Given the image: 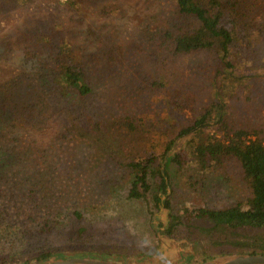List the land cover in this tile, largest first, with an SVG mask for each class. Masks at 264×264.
Masks as SVG:
<instances>
[{
    "label": "rangeland",
    "instance_id": "1",
    "mask_svg": "<svg viewBox=\"0 0 264 264\" xmlns=\"http://www.w3.org/2000/svg\"><path fill=\"white\" fill-rule=\"evenodd\" d=\"M174 1L92 0L79 9H70L64 5L65 0H0V84L14 94L27 84L39 89L35 63H48V57L39 49L37 40L49 27L61 26L68 31L67 41L75 47L77 58L103 48L106 38L124 53L121 66L97 80L88 100L99 116L96 118L106 125L104 135L86 137L82 131L83 138L69 144L60 142L57 112L43 132L22 135L23 142L38 140L49 147L48 157L54 158L51 168L43 169L42 174L51 181L49 185L69 193L70 213L77 210L81 214V219H72L60 235L47 239L51 249L59 248L68 255H128L139 259L191 251L195 263L213 255L238 253L228 245L214 244L206 232L209 223L185 212L222 210L250 199L240 164L233 158L219 161L205 172L191 164L177 173L168 159L162 164L161 169L166 165L172 178L168 195L162 198L170 199L173 210L181 217L172 237H165L162 231L168 210L155 209L150 196L126 200L132 179L125 166L128 161L147 153L151 141L175 140L169 157L184 145V139L177 135L185 121L151 83L165 81L171 90L191 98L198 111L211 99L216 68L212 57L205 53L175 56L161 39L173 14ZM245 1L250 10L248 19L260 21L264 0ZM251 62H246L242 70L248 81L234 83L231 90L227 115L235 128L264 124V51H260L259 60ZM137 119L145 123L144 136L131 134L123 127L126 120ZM63 165L71 171L68 177L62 172ZM24 175L20 171L7 173L4 181L20 184L28 179ZM3 192L11 193L13 189L7 185ZM237 232L234 236L257 233L250 229ZM2 250L0 264L31 257L12 256Z\"/></svg>",
    "mask_w": 264,
    "mask_h": 264
},
{
    "label": "trees",
    "instance_id": "2",
    "mask_svg": "<svg viewBox=\"0 0 264 264\" xmlns=\"http://www.w3.org/2000/svg\"><path fill=\"white\" fill-rule=\"evenodd\" d=\"M91 1L65 0L64 5L79 9ZM245 2L174 1L173 14L161 39L175 56L205 53L212 57L216 68L213 71L211 99L198 111L191 98L171 90L165 81H153L152 87L164 93L172 110L181 116V121H185L177 135V138L184 139V145L169 157L175 140L151 141L147 153L125 165L132 175L126 200L139 201L150 196L155 209L168 210V220L162 231L165 237H172L181 224V217L173 210L170 199L162 198L168 195L172 182L166 165L161 169L166 159L177 173L191 164L205 172L218 165L219 161L228 158L238 161L243 181L251 194L247 202L222 210L185 211L196 219L208 222L206 232L211 234L212 242L235 248L238 252L233 254L235 256L264 255V124L249 129L235 128L227 115L234 83L246 79L242 72L244 64L259 60L260 51H264V16L260 21L249 20L250 10ZM67 38L68 31L64 27L52 26L37 40L39 49L48 57V63L41 60L35 63L38 66L36 78L39 89L27 84L22 90L16 89L15 95L10 88L0 84V183L4 182L0 184V249L12 256H31L22 261L11 260L7 264L72 258L140 264L144 258L91 253L68 255L59 248L51 249L52 246L47 245V239L60 235L71 225L72 219L79 221L81 214L77 210L70 213L69 193L49 185L51 181L42 174L43 169L51 168L54 158L51 155L48 157L49 147L38 140L23 142L22 135L43 132L54 112L61 121L57 135L60 142L68 141L69 144L71 140L83 138L82 131L86 137L104 135L106 125L98 119L88 100L97 80L121 66L124 56L122 49L110 45L111 40L106 38L103 48L77 58L73 52L75 47L69 44ZM261 88L264 89V86ZM123 127L131 134L145 135L142 119L135 122L126 120ZM62 170L65 177L71 173L64 165ZM18 171L25 173L24 177L28 179L20 184L8 183L7 179L4 181L7 173ZM7 185L13 192H3ZM245 229L257 233L234 236L238 230ZM79 230L82 232L83 228ZM225 256L229 254L205 257L196 263ZM192 258L193 252L190 251L188 264L195 263Z\"/></svg>",
    "mask_w": 264,
    "mask_h": 264
},
{
    "label": "water",
    "instance_id": "3",
    "mask_svg": "<svg viewBox=\"0 0 264 264\" xmlns=\"http://www.w3.org/2000/svg\"><path fill=\"white\" fill-rule=\"evenodd\" d=\"M25 264H114L106 263L98 260L91 259H60V260H48L45 262H35ZM197 264V263H194ZM198 264H264V255H232L225 257H218L212 261Z\"/></svg>",
    "mask_w": 264,
    "mask_h": 264
},
{
    "label": "flooded vegetation",
    "instance_id": "4",
    "mask_svg": "<svg viewBox=\"0 0 264 264\" xmlns=\"http://www.w3.org/2000/svg\"><path fill=\"white\" fill-rule=\"evenodd\" d=\"M188 253L189 252H181L180 250H177L175 254H172V256L169 257L167 255H152L151 257H146L143 261H140V264H188Z\"/></svg>",
    "mask_w": 264,
    "mask_h": 264
}]
</instances>
